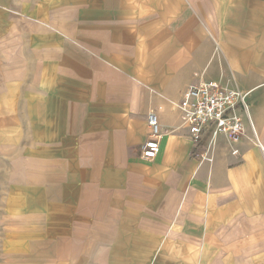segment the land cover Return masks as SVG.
I'll list each match as a JSON object with an SVG mask.
<instances>
[{"label":"crops","instance_id":"0c3cea01","mask_svg":"<svg viewBox=\"0 0 264 264\" xmlns=\"http://www.w3.org/2000/svg\"><path fill=\"white\" fill-rule=\"evenodd\" d=\"M199 81L252 92L264 148V0H0V264H264V150L193 155Z\"/></svg>","mask_w":264,"mask_h":264},{"label":"built area","instance_id":"2783aa9c","mask_svg":"<svg viewBox=\"0 0 264 264\" xmlns=\"http://www.w3.org/2000/svg\"><path fill=\"white\" fill-rule=\"evenodd\" d=\"M251 91L229 88L216 82L199 81L187 87L180 101L183 125L187 126L195 143L193 155L201 160H210L208 150L200 147L202 135L208 130L212 138L227 137L238 141L248 122L254 132L256 143L264 150L251 117ZM148 138L142 145V157L154 160L161 150L162 136L159 116L150 112L147 116Z\"/></svg>","mask_w":264,"mask_h":264}]
</instances>
